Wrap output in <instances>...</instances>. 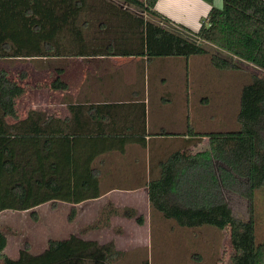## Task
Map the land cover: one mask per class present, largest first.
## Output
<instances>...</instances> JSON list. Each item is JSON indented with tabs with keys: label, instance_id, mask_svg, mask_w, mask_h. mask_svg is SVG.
<instances>
[{
	"label": "trees",
	"instance_id": "1",
	"mask_svg": "<svg viewBox=\"0 0 264 264\" xmlns=\"http://www.w3.org/2000/svg\"><path fill=\"white\" fill-rule=\"evenodd\" d=\"M116 1L126 7L102 2L107 20L97 28L108 37L90 39L92 24L86 18L91 0H0V59H188L209 55L207 46L212 45L224 52L210 55L209 64L216 70H242L245 62L264 72V0H223L222 9L212 7L197 32L178 28L156 12L158 0ZM206 1L212 5V0ZM111 31L122 35L113 39L116 33ZM57 73L51 88L67 90L60 78L64 67ZM24 94L22 86L0 71V212L99 198L95 159L100 149L118 147L81 144L84 131L69 130L60 121L54 124L43 113L32 112L20 120L16 102ZM237 122L235 131L196 134L190 129L188 144L194 141L197 146L206 138L208 147L194 154L178 150L161 162L159 176L148 183L149 202L181 228L229 229L232 264H264V243H256L252 213L249 221L239 219L227 199L229 193L240 195L253 212L255 193L264 188V76L253 75L243 86ZM135 216L127 211L126 217ZM74 218L75 210L69 220ZM137 222L141 225L143 219ZM6 244L0 231L2 264H112L111 257L118 254L113 244L72 235L50 241L41 256L24 251L12 260L2 255Z\"/></svg>",
	"mask_w": 264,
	"mask_h": 264
},
{
	"label": "crops",
	"instance_id": "2",
	"mask_svg": "<svg viewBox=\"0 0 264 264\" xmlns=\"http://www.w3.org/2000/svg\"><path fill=\"white\" fill-rule=\"evenodd\" d=\"M212 7L222 9L223 0H212V5L206 0H158L155 10L174 25L197 32L204 23V19L207 20ZM201 59L195 56L188 59L157 58L150 61L140 57L76 58L69 59V63L63 66V63L57 61V65L51 70L53 76H56L54 79L58 78L57 69L64 67V73L60 78L69 88L65 91L51 89L55 104L54 114H46V117L52 118L54 124L60 121L69 127V130L84 131L86 136L81 144L100 148L108 146L118 148L112 150L102 148L100 150L103 152L95 159L93 167L100 181L101 196L99 198L76 205L55 201L26 211L0 212V231L7 240L2 255L18 260L21 253L25 251L31 256L38 257L48 249L50 241L67 240L72 235L104 245L113 241V238L117 239L115 231L112 232L113 237L109 236L108 239L102 233L110 224L126 226L130 223L131 231L135 232L134 236L139 235V229L142 226L137 224L136 218L119 215L118 207L132 208L137 212V217L144 215V224L147 226L148 220L152 222L148 183L152 177L159 176L160 163L173 152L178 151V149H171L170 154L163 156L161 153L168 149H164L162 145L182 140L183 146L186 147L181 148L182 151L199 147L195 146L194 141L188 144L190 139L188 129L193 122L199 124L204 122V116L198 114L203 113V109L208 104L204 96L198 102L194 100V108H192L197 116L193 120L190 119V101L194 98L193 94L202 89L200 87L194 90L195 82L190 83V67L192 65L196 67L197 60L202 61ZM72 60L82 62L76 66L75 70L78 69L76 74L71 73L74 69L70 64ZM171 67L172 71L166 70ZM194 70L195 73L198 72L197 67ZM200 72L202 73L200 76L205 78L206 71ZM191 76L193 79L196 74ZM142 80L145 83V89L140 87ZM57 103L59 107L56 106ZM24 119L26 118L22 120ZM12 123L14 121L10 124ZM176 129H182V132L173 135L172 131ZM184 129L188 131L185 133ZM122 145L123 149L120 150L119 147ZM114 194L115 198L119 195V203L117 201L96 205L92 203ZM53 203L72 206L69 217L74 208H79L77 215L90 220L86 222V227H91L92 223L102 216L97 214V210L103 204L109 206V214L105 224L95 225L83 235L71 232L68 228V234L61 237L59 208H51L48 214L41 212L42 207ZM112 203H117L116 208L112 207ZM49 216L51 220L46 224L44 217L48 220ZM75 221L76 218L69 221V227ZM138 240V238L132 240L133 249L137 248L135 241ZM115 243L118 251L123 250L118 241ZM0 264H2L1 258Z\"/></svg>",
	"mask_w": 264,
	"mask_h": 264
},
{
	"label": "rangeland",
	"instance_id": "3",
	"mask_svg": "<svg viewBox=\"0 0 264 264\" xmlns=\"http://www.w3.org/2000/svg\"><path fill=\"white\" fill-rule=\"evenodd\" d=\"M102 2L108 3V5H116L118 8L126 7L121 5L118 1L115 2V0H91L90 3L93 7L86 18V20L92 24V27L88 32L90 39L102 35L106 36V34H108H100V29L99 27L97 28L100 22H105L107 20V13L102 9L104 7ZM128 9L129 7L127 10ZM129 11L137 13V10L133 8H130ZM204 21L206 20L204 19ZM114 25H117L116 21H114ZM111 32L116 33L115 36H111L113 39L120 38L122 35L121 32L118 31ZM207 47L209 55H205V57L201 59L202 61L197 60L196 62L198 72L195 73V66L192 65V67H190V83L193 81L196 84L194 90L202 87L200 91H196L193 94L194 98L190 101V119L193 120V118L197 116L196 112L193 110L194 100L195 102H198L201 100L202 96H204L208 101V104L203 109V113L198 115L204 116L205 120L201 124L193 122L189 128H194L192 130L194 133L238 130L239 124L237 122V115L240 108L241 90L245 84L252 81L253 75L264 76V72L245 62H243L245 68L242 70L220 72L209 64V59L210 55L213 53L224 52H220L217 47L212 45H208ZM57 61L63 63V66L66 63H69L70 60L43 58L0 59V71H4L9 80L16 82L25 89V94L16 102V109L21 120L23 118H27L32 112L43 113L44 115L54 114L53 106H55V104L53 103L51 83L55 80L54 77L56 76H53L51 70L54 69L55 65H57ZM80 63L82 62L79 60L71 61L70 64L74 67L71 73L75 72L76 74L78 72V69L75 70V68H77L76 66ZM166 70L172 71V67ZM200 71H206L205 78L200 76V74H202ZM191 74H196V80L195 78L192 79ZM64 80H66V78H64ZM74 83L76 84V82ZM140 87L141 89H145V83L143 80L140 81ZM190 96H192V93ZM46 101H48V104H46ZM56 106L59 107V103H57ZM12 121V119H8L9 123ZM180 126L182 125L180 124ZM190 129L188 130L190 131ZM188 130L184 129L183 131L186 133ZM172 132L173 135H176L177 133H181L182 129H176ZM183 145L184 143L182 140L173 141L172 144H163V148H166V150L168 149V151L162 152L161 155L164 156L168 153L170 154L171 149L181 150V148H186ZM197 146H199L197 147L198 149L190 148L187 152L196 153L198 150L206 149L208 147V139L205 138L204 141L202 140V142ZM115 197V194L109 195L105 199L93 201L92 203L95 205L98 203L105 204L106 202L112 201H117V203H119V195L118 198ZM227 199L235 216L239 219L249 221L252 213L255 224L256 243H264V188L255 193L253 212H250L248 201L244 197L235 193H229L227 194ZM104 204L97 210V214H102V216L95 220L91 227H86V222L90 220H87L84 216L77 215L79 208L73 209L75 210L76 221L69 227L68 222L70 220L68 221V219L72 206L70 207L66 204H49L42 207L41 212L48 214L51 208H59L58 213L60 215L62 230L61 237H65L68 234V228L71 229V232L83 235L85 231L93 229L95 225L105 224L107 215L109 214V206H105ZM116 204L112 203V207L116 208ZM127 208L128 207H118L117 212L119 215L126 216L127 211L132 210V208ZM132 211L136 212L135 210ZM104 215L105 217L103 218ZM137 216L136 212V216L133 217L136 218V222L139 218L143 219V224L140 225L137 222L138 225L142 226L141 229H139V235L136 234L134 236L135 232L131 231L132 228L129 226L130 223L126 224V226L120 224H110L109 226H106L107 229L102 231L106 239H108L109 236L113 237V231L117 234L116 238L118 240L113 238V241L104 244H113L115 251L118 253L111 257L112 264H144L146 262H149L148 264H232L231 258L234 255V250L230 243L229 229L222 231L211 226H203L195 229L181 228L174 221L163 218L160 213L153 209L152 222L151 220H148L147 226L144 224L145 216ZM44 219L46 224L51 220V218L46 220V217H44ZM132 224L135 225L134 222H132ZM56 227L57 225L55 226V230ZM64 231L65 233L63 234ZM135 238L139 239L138 241H135V245L138 246L133 249L132 240ZM115 241H118L119 246L121 245L123 250H117L118 248L116 247L118 246ZM121 242H123V244H121Z\"/></svg>",
	"mask_w": 264,
	"mask_h": 264
}]
</instances>
